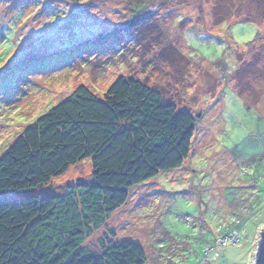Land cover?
Returning <instances> with one entry per match:
<instances>
[{"label": "rangeland", "instance_id": "obj_1", "mask_svg": "<svg viewBox=\"0 0 264 264\" xmlns=\"http://www.w3.org/2000/svg\"><path fill=\"white\" fill-rule=\"evenodd\" d=\"M261 1L0 0V158L78 86L101 98L118 77L138 79L195 117L190 153L131 188L83 246L109 237L140 245L145 264H253L264 229ZM140 4L150 28L124 29ZM91 173L87 159L27 194L64 195Z\"/></svg>", "mask_w": 264, "mask_h": 264}, {"label": "trees", "instance_id": "obj_2", "mask_svg": "<svg viewBox=\"0 0 264 264\" xmlns=\"http://www.w3.org/2000/svg\"><path fill=\"white\" fill-rule=\"evenodd\" d=\"M144 11V4L132 5L124 29H149ZM96 39L94 45L108 38ZM241 73L237 67L235 75ZM195 130V117L138 79L118 77L101 98L78 86L0 158V264H145L132 242L107 237L98 251L83 244L128 201L131 188L183 165ZM87 159L91 181L64 195L27 194Z\"/></svg>", "mask_w": 264, "mask_h": 264}, {"label": "water", "instance_id": "obj_3", "mask_svg": "<svg viewBox=\"0 0 264 264\" xmlns=\"http://www.w3.org/2000/svg\"><path fill=\"white\" fill-rule=\"evenodd\" d=\"M253 264H264V229L260 233Z\"/></svg>", "mask_w": 264, "mask_h": 264}, {"label": "built area", "instance_id": "obj_4", "mask_svg": "<svg viewBox=\"0 0 264 264\" xmlns=\"http://www.w3.org/2000/svg\"><path fill=\"white\" fill-rule=\"evenodd\" d=\"M231 242H236L237 241V236H233L232 238L229 239ZM220 245H223V241H220Z\"/></svg>", "mask_w": 264, "mask_h": 264}]
</instances>
